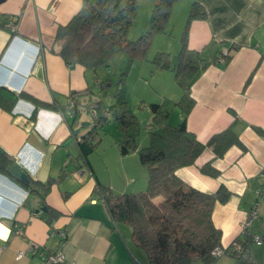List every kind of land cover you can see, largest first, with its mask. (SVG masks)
Masks as SVG:
<instances>
[{
	"label": "crops",
	"instance_id": "crops-1",
	"mask_svg": "<svg viewBox=\"0 0 264 264\" xmlns=\"http://www.w3.org/2000/svg\"><path fill=\"white\" fill-rule=\"evenodd\" d=\"M193 1H176L171 14L177 8L187 13ZM197 1L206 15L190 22L187 49L198 51L207 64L190 82L195 102L187 129L205 143L235 120L234 129L246 149L233 145L215 158L212 150L205 148L194 164L178 168L176 174L204 192H213L220 185L231 192L228 200L216 202L212 211V221L221 230V247L227 248L236 238L243 239L242 224L257 201L258 216L250 230L264 237V196L256 194L264 185V135L252 127L264 128V0ZM82 2H0V87L18 95L9 110L0 106V147L13 159L12 165L18 164L32 180L40 182L30 191L12 175L0 172V264H43L38 253L26 252L31 242L46 254L60 249L63 264H147L145 252L132 243L131 228L112 221L103 200L94 193L98 183L114 194L132 191L127 186L136 180L132 169L137 151L120 154L116 145L119 133L108 129L109 133L106 130L105 135H99L86 161L78 138L92 121L74 133L86 122V117L79 115L83 106L73 117L32 101L67 104L73 91L98 85L99 79L86 75L82 64L66 63L55 42L58 26L68 23ZM11 21L18 23L14 33L7 26ZM224 52L229 58L221 61ZM155 72L171 74V70ZM179 117L181 120L182 115ZM107 134L110 139L104 141ZM137 134L136 143L142 147L144 140L138 142ZM208 161L219 170L217 177L199 171ZM117 162L122 176L130 178L129 183L124 181L127 188L106 175ZM48 180L51 183L45 190L42 184ZM160 200V196L154 198ZM45 206L60 212L53 227L44 218ZM17 227L23 232L17 233ZM61 231L65 238L60 237ZM248 245L255 264H264V243L249 240ZM19 251L25 252L21 258L16 257ZM213 264H237V257L222 255Z\"/></svg>",
	"mask_w": 264,
	"mask_h": 264
},
{
	"label": "trees",
	"instance_id": "trees-1",
	"mask_svg": "<svg viewBox=\"0 0 264 264\" xmlns=\"http://www.w3.org/2000/svg\"><path fill=\"white\" fill-rule=\"evenodd\" d=\"M176 1L155 0L146 30L137 39L128 40V29L136 14V0H83L80 10L70 21L57 28L55 42L59 44L58 54L70 65L79 63L86 70L93 71L100 65L108 66L109 59L118 51L128 54V66L134 60H145L156 34L165 32ZM205 15L202 4L194 0L181 32V47L176 60L171 63L169 54L163 51L157 52L151 59L157 70L174 71L175 80L183 93L172 103L180 108L182 118L178 124H171L170 110L164 103L149 104L152 117L146 125L149 142L145 146L138 147L136 143L138 120L130 112L126 99L127 70L119 77L109 104L104 99L105 87L111 84L107 79L99 80L97 89L91 84L83 90L73 91L70 99L74 106L70 114L68 103L45 104L31 97L36 106L58 109L73 117L80 105L89 113L95 111V115H91V125L78 138L85 160L99 141V128L111 120L119 132L116 145L120 154L137 151L139 161L148 174L144 190L114 194L98 183L94 193L103 200L112 221L131 228L132 243L145 252L147 264H213L216 261L211 252L221 246V230L212 221V211L216 202H226L231 192L224 185L213 192L201 191L184 182L176 170L194 164L205 148H210L215 158L222 157L233 145L246 149L234 129L235 120L212 134L205 143L187 129V117L195 102L190 95V82L197 71L207 64L198 51H188V29L193 19L204 18ZM224 53V60H228V52ZM92 75L97 78L96 74ZM17 96L0 87V106L9 110ZM106 111L108 114H105ZM252 127L264 135V128ZM12 163L13 159L0 147V172L12 175L25 188L34 191L40 182L29 176V182L21 181L10 172ZM199 171L210 177H217L220 173L212 161L202 164ZM50 183L48 180L42 187L47 190ZM157 196L161 197L159 202L154 201ZM43 215L53 227L60 212L47 207ZM239 242L247 245L249 239H240Z\"/></svg>",
	"mask_w": 264,
	"mask_h": 264
},
{
	"label": "rangeland",
	"instance_id": "rangeland-1",
	"mask_svg": "<svg viewBox=\"0 0 264 264\" xmlns=\"http://www.w3.org/2000/svg\"><path fill=\"white\" fill-rule=\"evenodd\" d=\"M136 1V14L131 26L128 29V40L137 39L146 30L149 23L151 10L155 2V0ZM187 15L188 12L185 13V11H183L182 13V10L179 8H177L173 15L171 14L167 27L165 28V32L156 34L158 36H156V38H154L152 41L148 50L147 59L134 60L128 66V54L125 51H118L109 59L108 66L100 65L95 71L90 69L86 71V75L96 74L99 80L107 79L109 81L108 84L111 83L110 85H107L104 90V93L106 94L104 97L105 102L106 104H109L111 101L110 95L114 92L119 77L121 76L122 72L127 70L125 76L126 99L128 101L130 112L134 114L138 120V142L142 141L143 139L144 146L149 142V134L146 127V125L151 121V111L149 109V104L164 103V105L170 110L171 116L169 117V122L174 125L180 122L179 115H182L180 114L181 110L177 105L172 103L175 100L177 101L181 95L179 85L177 82H174L175 73L173 70H171V74L165 72H162V74H159L160 72H155L156 74H153L154 71L158 70L151 59L157 53V50H163V48H166L165 52L169 54L170 62L172 60H176L181 47L180 36ZM97 88L98 86H96L94 89ZM174 91L175 93H173ZM79 115L85 116V121L92 120L91 114L83 107ZM108 129L111 132L115 131V135L119 133L113 120L99 128L98 132L101 136H103L105 135L104 132ZM115 135L111 140H114ZM107 139H110L109 134H107V138H105L104 141H107ZM96 157H99V155ZM134 159L135 167L132 169V174L136 180L134 182H130L129 186H127L124 181L129 183L130 178L126 179V177L122 176V171L119 170L120 168L118 162L115 169H113L110 173H103V175H108L115 182L125 186L124 188L129 187V190L132 191H127V193L137 192V190H144L148 184L147 170L141 165L138 154L134 156ZM97 160H101L100 157ZM111 166H113V163Z\"/></svg>",
	"mask_w": 264,
	"mask_h": 264
},
{
	"label": "built area",
	"instance_id": "built-area-1",
	"mask_svg": "<svg viewBox=\"0 0 264 264\" xmlns=\"http://www.w3.org/2000/svg\"><path fill=\"white\" fill-rule=\"evenodd\" d=\"M7 26L10 30L16 31L18 23L16 21H11V22L7 23ZM220 60L224 61V56L221 55ZM73 106H74V102L71 99H69L68 100V109H69L68 112H69V114H70V109ZM90 114L94 116L95 111L92 110ZM105 114H108V111H106ZM16 160H18V156H17ZM256 194L259 197L264 196V185H262L257 190ZM258 204H259L258 201L255 202V204L252 207V209L250 210L247 218L244 220V222L242 224L241 235H242L243 239L248 238L251 242L260 245V244L264 243V237H262L259 234L253 233L250 230L252 221L255 218H257V216H258V214H257ZM16 232L22 233L23 232L22 228L17 227ZM59 235L61 238L66 237V233L64 231L59 232ZM239 241H240V238H238L237 240H234L229 248H223L221 246L215 247L211 252L212 256L214 258H219L220 256H222L224 254H232V255H235L237 257V264H239L241 262H248L250 264H255L251 250H250V246L248 244L243 245V243L239 242ZM25 250H26V252L31 253V254L38 253L43 260V264H63L65 261L64 255L60 249H57L54 252H49L46 254L43 251L38 252L39 245L31 242L27 245ZM24 253H25L24 251H19L17 253L16 257L21 258L24 255Z\"/></svg>",
	"mask_w": 264,
	"mask_h": 264
},
{
	"label": "water",
	"instance_id": "water-1",
	"mask_svg": "<svg viewBox=\"0 0 264 264\" xmlns=\"http://www.w3.org/2000/svg\"><path fill=\"white\" fill-rule=\"evenodd\" d=\"M1 1L2 0H0V2ZM84 125H88V122L87 121L86 122H83L79 128L75 129L74 133H78L79 130L82 127H84ZM10 172L14 176L18 177L21 181H23V182H29L28 174L18 164H13L11 166V168H10ZM42 209H43V211H46L47 210V207L46 206L45 207H42Z\"/></svg>",
	"mask_w": 264,
	"mask_h": 264
}]
</instances>
